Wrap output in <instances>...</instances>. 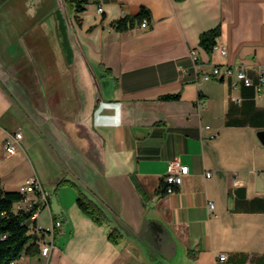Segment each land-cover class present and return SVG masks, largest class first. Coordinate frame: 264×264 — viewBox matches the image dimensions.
<instances>
[{
	"label": "crops",
	"instance_id": "1",
	"mask_svg": "<svg viewBox=\"0 0 264 264\" xmlns=\"http://www.w3.org/2000/svg\"><path fill=\"white\" fill-rule=\"evenodd\" d=\"M142 8L148 27L114 29ZM217 27L218 49L208 52L200 37ZM263 64L264 0H94L79 14L66 0H0V196L37 177L57 197L39 225L64 222L50 259L38 238L37 253L17 264H264V93L206 78L235 65L256 78ZM38 144L71 179L44 184ZM175 159L190 172L168 195ZM64 180L142 240L123 232L111 241V215L94 222ZM157 228L169 233L162 247Z\"/></svg>",
	"mask_w": 264,
	"mask_h": 264
},
{
	"label": "built area",
	"instance_id": "2",
	"mask_svg": "<svg viewBox=\"0 0 264 264\" xmlns=\"http://www.w3.org/2000/svg\"><path fill=\"white\" fill-rule=\"evenodd\" d=\"M94 1V0H88ZM101 4L104 0H96ZM104 9L101 6L98 8V12L103 13ZM142 27L146 28L149 26V20L144 19ZM215 49H218V46H215ZM220 52L222 55L227 54L225 48H221ZM192 57L196 66L199 67V57L196 53H192ZM236 78V82L233 84L237 88L238 84H241L245 88L254 90L257 96H260L264 93V64L260 67L258 75L254 78L250 75V72L244 66H214L211 74L206 75V78L209 80H219V81H229L231 78ZM233 100L237 103H242V97H233ZM200 108H203V103L199 104ZM23 138V134L18 132L14 135H11L6 141V151L10 155H14L17 152V147L20 145ZM190 172V168L187 165L182 164L178 159L172 160L167 166L165 181H164V192L166 194H174L184 182L185 176ZM210 173L207 174V177H210ZM25 194V198L18 202L15 205L14 213H23L29 215L28 223L30 226V233L36 234L40 233L41 237V255L44 258L50 259L52 252L56 248L55 240L57 233L63 228L64 222L61 219H51V225L47 228H43L39 225L38 220L41 213L45 209L50 208V193L44 188V185L37 177L29 179L26 185L21 190ZM209 210L213 212L214 204L209 202ZM1 216H7V212H2ZM219 262H225L228 259V255L222 253L216 256ZM10 264H17L16 261L11 262Z\"/></svg>",
	"mask_w": 264,
	"mask_h": 264
},
{
	"label": "trees",
	"instance_id": "3",
	"mask_svg": "<svg viewBox=\"0 0 264 264\" xmlns=\"http://www.w3.org/2000/svg\"><path fill=\"white\" fill-rule=\"evenodd\" d=\"M66 3L76 14H79L85 10L89 1L66 0ZM144 19H151L150 11L147 8H142L138 15L126 16L118 20L113 24V27L116 30L124 31L133 28L136 24H141ZM220 35V27L204 32L200 37V46L206 51L212 52ZM65 182L77 188L79 192L77 204L94 222L100 225L113 222L97 201L88 198L82 192L77 182L64 180ZM24 198L25 194L22 191L3 192L0 196V264H10L21 259L23 255H34L37 253L34 244L38 240V236L30 233L29 215L23 213L15 214L13 211L15 205ZM5 211L7 216H1V213ZM123 237V231L115 224L109 231V239L114 243H119Z\"/></svg>",
	"mask_w": 264,
	"mask_h": 264
},
{
	"label": "rangeland",
	"instance_id": "4",
	"mask_svg": "<svg viewBox=\"0 0 264 264\" xmlns=\"http://www.w3.org/2000/svg\"><path fill=\"white\" fill-rule=\"evenodd\" d=\"M36 148H38L40 151L39 153L34 156L33 159V163L35 164V167L41 171V173L44 175L43 177H41L42 181L44 182V184L46 186H52V182L59 180V179H64V177L61 175V171H60V166L58 165L59 162L56 160L55 157H53V155H51V152L49 150L46 149V147L43 144H38L36 145ZM43 159V161H41V166L38 165L39 161L38 159ZM58 162V164H57ZM44 163V164H43ZM57 173V174H56ZM68 179H71V177H66ZM52 195L54 196V193L52 192ZM88 198H92L91 195H88ZM52 205H55V203L57 202V197L55 196L52 200Z\"/></svg>",
	"mask_w": 264,
	"mask_h": 264
},
{
	"label": "water",
	"instance_id": "5",
	"mask_svg": "<svg viewBox=\"0 0 264 264\" xmlns=\"http://www.w3.org/2000/svg\"><path fill=\"white\" fill-rule=\"evenodd\" d=\"M259 139L264 144V131L259 132L258 134ZM101 207L105 209L112 217L113 221L116 223L118 228L125 232L126 235L132 236L138 240H142L140 235L136 234L130 226H128L121 218H119L116 214H114L112 211H110L103 203L99 202ZM154 236L156 241L158 242L159 246L162 247L165 243V237H169V233L163 231L160 228H157L156 231H154Z\"/></svg>",
	"mask_w": 264,
	"mask_h": 264
}]
</instances>
